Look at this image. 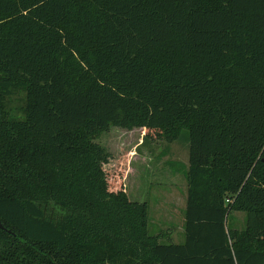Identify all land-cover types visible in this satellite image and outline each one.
<instances>
[{"label": "trees", "instance_id": "16d2710c", "mask_svg": "<svg viewBox=\"0 0 264 264\" xmlns=\"http://www.w3.org/2000/svg\"><path fill=\"white\" fill-rule=\"evenodd\" d=\"M111 126L184 129L182 243L98 181ZM0 223V264H264V0H0Z\"/></svg>", "mask_w": 264, "mask_h": 264}, {"label": "rangeland", "instance_id": "374dc122", "mask_svg": "<svg viewBox=\"0 0 264 264\" xmlns=\"http://www.w3.org/2000/svg\"><path fill=\"white\" fill-rule=\"evenodd\" d=\"M23 97V91L14 90L6 107L18 113ZM184 133L183 129L177 138L170 141L163 135L159 139L148 140L144 138L142 128L126 130L111 126L94 139L111 158L101 168L98 181L102 180L109 191H124L131 201L146 202L151 233L166 235L172 232L173 240L178 239L176 235H180L183 223L181 202L185 195L187 162ZM171 203L173 207H170ZM161 204H165V208ZM232 215L228 217L229 226L243 229L245 214L237 212ZM169 228H174V231ZM161 241L168 242L164 238Z\"/></svg>", "mask_w": 264, "mask_h": 264}, {"label": "crops", "instance_id": "0c3cea01", "mask_svg": "<svg viewBox=\"0 0 264 264\" xmlns=\"http://www.w3.org/2000/svg\"><path fill=\"white\" fill-rule=\"evenodd\" d=\"M185 170L187 169V167H188V161L186 162V164H185ZM185 172V171H184ZM185 195H184V198H183V200H182V202H181V209H182V211H183V223H182V227L180 226V235H176V237H178V239H175V240H173L172 239V237H173V234H172V232H167L166 233V235L163 233V238L164 239H167L168 240V242H171V243H182L183 241H184V210H185V205H186V192H187V184H186V179H185ZM171 206L170 207H173V203H171L170 204ZM165 204H161V207H163V208H165ZM167 206H168V204H167ZM235 213H237V212H232L230 215H232V217L235 215ZM240 213V212H239ZM234 225V224H233ZM237 227H239V226H233V227H231V228H233V229H238ZM170 229V231H174V228H169Z\"/></svg>", "mask_w": 264, "mask_h": 264}, {"label": "water", "instance_id": "95a60500", "mask_svg": "<svg viewBox=\"0 0 264 264\" xmlns=\"http://www.w3.org/2000/svg\"><path fill=\"white\" fill-rule=\"evenodd\" d=\"M0 229H3V226H2V224L0 223Z\"/></svg>", "mask_w": 264, "mask_h": 264}]
</instances>
